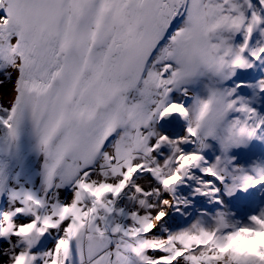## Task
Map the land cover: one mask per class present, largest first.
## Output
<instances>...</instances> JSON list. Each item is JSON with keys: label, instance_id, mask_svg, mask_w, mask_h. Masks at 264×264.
Returning a JSON list of instances; mask_svg holds the SVG:
<instances>
[{"label": "snow or ice", "instance_id": "1", "mask_svg": "<svg viewBox=\"0 0 264 264\" xmlns=\"http://www.w3.org/2000/svg\"><path fill=\"white\" fill-rule=\"evenodd\" d=\"M264 0H0V264H264Z\"/></svg>", "mask_w": 264, "mask_h": 264}, {"label": "rangeland", "instance_id": "2", "mask_svg": "<svg viewBox=\"0 0 264 264\" xmlns=\"http://www.w3.org/2000/svg\"><path fill=\"white\" fill-rule=\"evenodd\" d=\"M262 99H264V96H262ZM255 106L264 108V104H257ZM233 154L245 166L252 161L264 162V139H254L246 149H235L233 150ZM260 207H264V195H257L253 191L250 195L245 196L242 201L236 202L233 205V211L237 219L246 221L247 216L258 211Z\"/></svg>", "mask_w": 264, "mask_h": 264}]
</instances>
